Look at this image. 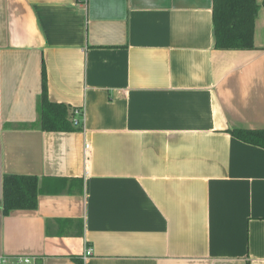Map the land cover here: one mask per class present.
I'll return each instance as SVG.
<instances>
[{"label": "crops", "instance_id": "crops-1", "mask_svg": "<svg viewBox=\"0 0 264 264\" xmlns=\"http://www.w3.org/2000/svg\"><path fill=\"white\" fill-rule=\"evenodd\" d=\"M255 44L216 48L213 0H0L4 264H264V149L229 132L264 130V7ZM44 72L83 128L40 129Z\"/></svg>", "mask_w": 264, "mask_h": 264}, {"label": "trees", "instance_id": "trees-1", "mask_svg": "<svg viewBox=\"0 0 264 264\" xmlns=\"http://www.w3.org/2000/svg\"><path fill=\"white\" fill-rule=\"evenodd\" d=\"M264 2L260 0H213L215 46L218 50H255V28ZM44 72L38 126L46 132L73 130L68 108L49 101ZM73 118V116H72ZM230 134L247 144L264 149V130L233 129ZM38 206V180L35 177L5 176L2 212L35 210Z\"/></svg>", "mask_w": 264, "mask_h": 264}, {"label": "built area", "instance_id": "built-area-1", "mask_svg": "<svg viewBox=\"0 0 264 264\" xmlns=\"http://www.w3.org/2000/svg\"><path fill=\"white\" fill-rule=\"evenodd\" d=\"M85 121V112L82 109H75L73 111V118H72V125L76 128H83ZM90 144L85 145V160L90 159ZM93 255V250L90 247H87L85 251L84 258H89ZM7 258H0V264H4L7 262ZM14 261L16 264H33L35 259L33 257H27V256H18L14 257Z\"/></svg>", "mask_w": 264, "mask_h": 264}]
</instances>
